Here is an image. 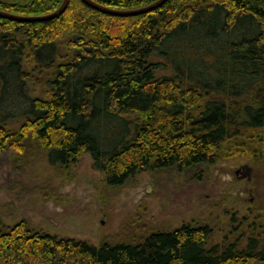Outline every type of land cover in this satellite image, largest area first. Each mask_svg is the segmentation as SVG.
I'll return each mask as SVG.
<instances>
[{
  "label": "trees",
  "instance_id": "obj_1",
  "mask_svg": "<svg viewBox=\"0 0 264 264\" xmlns=\"http://www.w3.org/2000/svg\"><path fill=\"white\" fill-rule=\"evenodd\" d=\"M94 1L127 11L158 0ZM62 3L0 10L41 16ZM11 151L17 167L45 159L66 179L88 154L109 188L264 161V0H167L134 16L70 0L51 20L0 18V155ZM246 230L210 246L212 228L187 223L94 245L0 219V264H264V211Z\"/></svg>",
  "mask_w": 264,
  "mask_h": 264
},
{
  "label": "rangeland",
  "instance_id": "obj_2",
  "mask_svg": "<svg viewBox=\"0 0 264 264\" xmlns=\"http://www.w3.org/2000/svg\"><path fill=\"white\" fill-rule=\"evenodd\" d=\"M13 157L12 151L0 155V219L94 245L139 242L152 231L193 223L212 228L213 246L234 241L264 211V161L249 155L222 160L203 177L144 172L119 188L106 185L88 154L68 179L45 159L17 167ZM247 166L253 168L251 180L237 175Z\"/></svg>",
  "mask_w": 264,
  "mask_h": 264
},
{
  "label": "water",
  "instance_id": "obj_3",
  "mask_svg": "<svg viewBox=\"0 0 264 264\" xmlns=\"http://www.w3.org/2000/svg\"><path fill=\"white\" fill-rule=\"evenodd\" d=\"M82 1L94 9H97L99 11H102V12H105V13H108L111 15L134 16V15L147 13V12H150V11L156 9V8H159L167 0H158L151 5H148V6H145L142 8H138V9L127 10V11H119V10L110 9L108 7H105V6L95 2L94 0H82ZM69 2H70V0H63L62 5L56 11H54L50 14L41 15V16H30V17L21 16V15H15V14L9 13V12L4 11V10H0V18H6V19H10V20H14V21H21V22L47 21V20L54 19V18L58 17L59 15L63 14L69 5ZM252 173H253V168L250 166L245 167L243 171L242 170L237 171V175L240 176V174H241L242 178H247L249 180L252 179Z\"/></svg>",
  "mask_w": 264,
  "mask_h": 264
}]
</instances>
